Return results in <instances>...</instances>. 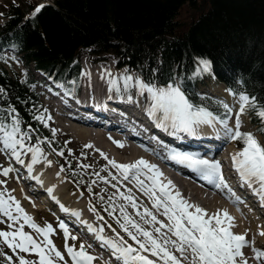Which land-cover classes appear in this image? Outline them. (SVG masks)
<instances>
[{
	"label": "snow or ice",
	"instance_id": "6c2138e0",
	"mask_svg": "<svg viewBox=\"0 0 264 264\" xmlns=\"http://www.w3.org/2000/svg\"><path fill=\"white\" fill-rule=\"evenodd\" d=\"M44 7L43 4L38 5L30 18H34ZM4 59L0 56V60ZM195 65L194 74L197 78L212 71L210 60L197 58ZM105 75L109 78L108 91L110 93L122 95L124 92L131 93L134 90L137 95L145 97L149 105L146 115L154 121L155 127L163 129L170 136L178 137L184 134L188 137H197L200 134L199 129L206 126L217 129L216 138L222 136L226 141L241 142L242 150L231 156L232 167L238 173L241 186L251 189L252 194L258 197L260 206L264 207V145L252 132L241 130L242 116L252 111L262 125L258 131L264 133V105L258 104L256 97H250L242 91L233 92L232 89H228L227 91L236 98L238 111L234 112L232 106L218 100L217 104L223 110V114H220L209 110L206 106L195 104L183 86V77L170 79L166 86H157L152 81L125 74L119 78L123 81L121 88L117 78H113L107 70L101 78L103 79ZM57 87L63 88L64 85L57 84ZM5 95V88L0 87V97ZM127 99L131 102L133 96L129 94ZM0 111L4 113L0 116V152L7 153L20 165H25L22 157L28 156L30 159V163L27 164L29 173L32 172L33 166L41 161L50 166L52 161L46 158L40 145L47 144L51 148L53 140L47 137L41 139L37 136L35 144L29 143L37 130L31 125L27 128L22 127L23 122L13 105L7 104ZM233 117L234 123H230ZM32 118L45 128L49 127L48 121L52 119L47 109L39 114H33ZM50 131L54 138L57 130L50 129ZM114 143L118 147H123V144L118 141ZM84 147L92 148L93 146L86 144ZM52 151L56 152V149ZM56 154L64 156V151L60 150ZM71 154L69 149V155ZM81 155L83 156L84 153L82 152ZM100 155L118 173L114 175L109 172L111 181H116L111 184L116 191L108 197V206L104 210L109 216H113L119 228L133 243H129L115 229H112L115 238H105L103 226L97 229L87 224L86 221H80L81 213L78 210H70L60 204L55 196L51 198L59 205L62 212L85 224L87 231L93 233L96 239L109 249L111 257L117 264H185V262L186 264H248V259L242 251L246 247L252 248L253 259L257 264H264V249L253 247L255 241L247 239V232L234 233L232 230L235 227L234 217L227 210L222 212L217 210L209 214L204 208L189 203L179 191H173L174 186L170 180L166 183L162 182L163 174L156 165L143 158L131 164H119L109 159L103 152H100ZM168 158L207 177L209 183L230 195L234 205L242 203L225 180L219 160L204 158L200 153L179 150H170ZM89 167L90 165L87 164H78V168L87 169ZM69 168H71L70 163ZM16 171L13 167L0 166V176L3 177H8L10 173ZM64 171L65 168L62 165L56 173L57 177ZM102 171H107V167ZM72 174L79 175L76 171ZM95 175L105 183L111 182L99 173ZM31 179L39 181L40 178L32 176ZM125 181L133 183V186L151 201L152 209L165 217L168 223L158 220L154 211L147 207L139 211L132 189H128L125 193L117 187L118 184L123 186ZM82 183H84L83 180L78 182V184ZM95 183L96 181L93 180L92 184ZM5 184L6 181L0 179V186ZM87 190L89 193L92 192L91 184L88 185ZM12 191L14 190L0 187V224H6L8 229L0 230V264H69L64 253L70 258V264H93L98 260V257L86 250L85 244L81 243L77 247L75 244L68 243L69 240L75 241L78 237L71 234L64 220L58 218L55 228L51 223H46L44 226L37 224L21 206L20 201L12 195ZM47 191L51 194L54 189L49 188ZM99 199L103 201L104 198L100 196ZM115 199L125 203L117 205ZM127 206L137 209L135 216L139 217L144 225H150L151 230L142 226L130 215ZM88 210L96 215L97 220H104L91 202H89ZM117 210L120 213L118 217L114 216ZM107 226L111 228L110 224ZM26 227L32 232L25 231ZM58 233H62L64 253L57 248L51 238ZM259 235L264 236V230H261ZM87 247L90 248L91 245ZM5 248L12 254L9 255ZM25 254L34 255L35 259L27 258Z\"/></svg>",
	"mask_w": 264,
	"mask_h": 264
},
{
	"label": "trees",
	"instance_id": "16d2710c",
	"mask_svg": "<svg viewBox=\"0 0 264 264\" xmlns=\"http://www.w3.org/2000/svg\"><path fill=\"white\" fill-rule=\"evenodd\" d=\"M54 4L32 21L10 6L4 11L10 17L0 27V32H13L24 57L45 72L73 70L75 52L94 47L97 53L120 57L148 81L164 84L173 74L183 77L195 104L223 114L217 102L194 93L202 78L194 74L195 60L204 58L233 92L242 91L264 105V0H55ZM184 4L195 16L182 22L177 15ZM0 87L6 92L2 98L21 112L30 101L35 106V97L17 80L0 75ZM249 115L258 131L260 121L252 111ZM36 130L47 135L41 126Z\"/></svg>",
	"mask_w": 264,
	"mask_h": 264
},
{
	"label": "bare ground",
	"instance_id": "6f19581e",
	"mask_svg": "<svg viewBox=\"0 0 264 264\" xmlns=\"http://www.w3.org/2000/svg\"><path fill=\"white\" fill-rule=\"evenodd\" d=\"M106 67L108 68L109 66H106ZM216 92H217L216 94L219 95V98L221 101H224L228 103L230 106H232L234 109V112L238 111V103L236 101V98L233 97V95L227 93L226 91L222 93L223 91L221 90H216ZM124 109H127V108H124ZM116 111L118 112V109H116ZM106 114L108 115L106 119L108 122L111 123V125L106 126V128L108 129H104L103 131L87 129L88 127L81 128L78 125L70 122L71 120H75L74 118H71L68 115H61V116L64 119H68V129L74 139L78 141H82V143L84 144H91L93 147L95 146L96 149L99 150L98 152H103L109 159L115 160L119 164H131L137 161L138 159L143 158L147 160L149 163L156 165L157 168L160 170V172L163 174L161 178L162 182L166 183L167 181L170 180L172 182V185L174 186L173 191H179L182 197L188 200L189 203L193 204V201L197 200L198 204H194V205L204 208L209 214L215 213L217 212V210H221V212L223 210H227L228 213L232 217H234L235 227L232 229L234 233L244 234L245 232H247V239L249 241H253V240L255 241L253 247L257 249H264L263 248L264 247V236L259 235V232L262 229H264L263 228L264 226L262 225V229L261 227H258L259 224L255 220L253 214L251 216L249 214L246 215L248 217V221L250 222H247V220H244L243 219L244 217H242L243 213H247L248 209H245L246 211L239 213V208L234 207V204L227 198L225 194H220L219 192L215 190L214 192L210 191L211 190L210 183H197L195 179H192L194 181H191L187 177L180 176L178 172H173L171 169H166L165 166L167 165L171 167L170 162L167 160V155L163 154L164 157L160 158L156 153L152 152L149 149L150 144H148L145 141L144 142L141 141L142 142L141 144L137 143L138 145L128 142L125 138L121 137L119 134L121 133L120 131L123 125L119 121V112H118V117L113 116L112 114H110L109 111H107ZM245 119L246 118L242 116V129H244ZM77 121L78 123L82 125L86 124L85 119L77 120ZM126 122H128L127 119H126ZM230 123H234V117H233V121ZM199 131H203L206 133H214V134L217 133V129L209 128L206 126L200 128ZM124 134L126 133L124 132ZM128 134L133 139L134 136L131 133H128ZM142 139L146 140L147 138L145 137ZM114 141L120 142L121 144H123V147H118L117 144L114 143ZM221 141H222L221 142L222 144L223 138ZM228 141H229L228 142L229 146L223 149V151L219 150L218 153H214L212 159L214 158L216 160L217 157H219L218 160L221 163L224 162V163L232 164L231 156L242 149L237 148L236 143L234 141H230V140ZM185 146H188V145L186 144ZM216 154L218 155L215 156ZM113 170H114L113 172L116 173V175H118L117 170L116 169H113ZM181 174L184 175L185 173L181 171ZM30 175L33 176L34 173L31 172L29 174H26V176H30ZM37 176L40 179L39 181H37L38 184H35V185H39L41 188H44V189L53 188L54 191L51 193V195H54L61 188L60 183H62L64 186L63 178H61V176L57 177L55 168L52 170V173L40 172ZM118 186L122 187L126 191H128V189H132V193L136 195L135 197L138 203L142 204V207H147L150 210H153L154 213L158 217H162L163 219L162 221L164 223H168L165 217H163L159 213H156L155 210L152 209L151 201H149L147 197H145L142 193H140L133 186V183H129L125 181L123 182V186L119 184ZM34 188L36 189V187ZM16 192L18 193L16 198L20 201L21 205L25 207V203L27 201L26 199L27 193L22 192L23 193L22 194L19 191H16ZM46 194H48L47 190L45 194H42V198H41L42 200L46 198ZM64 198H67V199H64ZM81 199L82 197H76V196H73V197L67 196V197L58 198L59 202L62 203L65 207L69 209L77 208L76 210H78L81 213V216L79 218L80 221H86V218L81 211V207L83 208L85 206L83 203H85L86 201L84 199L83 200ZM224 203L229 207L228 208L224 207L223 206ZM141 204H140V207H141ZM49 214H51V212H49ZM30 215L35 216L36 214L33 213L32 211ZM51 215L55 216V214L53 213ZM64 215L67 216V214H64ZM249 223L251 225H249ZM104 233L103 235L106 236ZM92 234L93 233H90L89 235L93 236ZM242 251H243L244 256L248 259V264H257V262L253 259L254 253L251 247H246ZM97 263L101 264L99 260H97L96 264Z\"/></svg>",
	"mask_w": 264,
	"mask_h": 264
},
{
	"label": "rangeland",
	"instance_id": "374dc122",
	"mask_svg": "<svg viewBox=\"0 0 264 264\" xmlns=\"http://www.w3.org/2000/svg\"><path fill=\"white\" fill-rule=\"evenodd\" d=\"M13 1H20V0H0V5L1 4H3V5H8L10 2H13ZM33 1V0H32ZM36 2H43V1H46V2H48V1H51V0H35ZM23 3H25V4H27L26 2H24V1H22ZM3 8V7H2ZM188 16H189V13H188V11L186 10V8L185 7H181L180 8V10H179V13H178V15H177V18H180L181 20H187L188 19ZM191 16L193 17V16H195V13H191ZM3 20H4V18L3 17H1L0 16V24H2V22H3ZM79 63H80V65H82L83 66V69L85 70V65H87V66H89V68H91L92 69V71L95 69V68H100L101 67V65L103 66V65H106V66H109L108 68L109 69H111L112 70V67H115L116 68V66L118 65L117 64V62H116V60L112 57V55H110L109 53H102L101 55H98V53L97 54H94L91 50H84V51H82L81 53H80V58H79ZM105 70H107V69H105ZM105 70H102V71H100L99 72V77H100V79L101 80H89L88 82L90 83V86L91 87H86V85H87V82L85 81L86 80V73L85 72H83V74H82V76H83V78H82V80H81V83H80V95H83L84 96V93L85 94H89L90 92H91V96L93 95V97H95L96 95H99V96H101V95H103L104 93H106V91H108V88L107 89H104V85H103V83L104 82H106V81H108L107 79H108V77L105 75L104 76V78L102 79L101 77H102V74L105 72ZM86 71V70H85ZM126 71V72H125ZM20 72V71H19ZM107 72H109V70H107ZM128 71L126 70V68H119V69H115L114 71H113V73L111 74L112 75V77L113 78H117V80H118V85L120 86V87H123V81L121 80V79H119L120 77H122L123 75H125V74H129V73H127ZM21 73V72H20ZM121 73V75H119ZM92 74H94V77H95V74L96 73H92ZM91 74V75H92ZM89 76V75H88ZM83 80H84V82H83ZM94 82V83H93ZM91 83H93V84H91ZM95 84H98V86H99V84H101L99 87L98 86H96ZM207 84L208 85H210V87L211 88H213L214 87V85H216L217 86V88L219 87L218 85H217V82H216V80L214 79V78H212V77H210L209 79H208V81H207ZM92 89H93V92L94 93H92ZM222 93H224V92H222ZM112 94H114V95H116V96H119L118 94H115L114 92L112 93ZM123 95V94H122ZM51 109H54V108H51ZM246 116V117H245ZM243 117H245L246 118V120H245V122H244V130L243 129H241L243 132H250V131H252L253 130V128H252V126L250 125V123L248 122V117H247V114H245V115H243ZM58 121H59V118H58ZM64 121H66V122H68V119H64V118H62V122H60L59 124H57V125H55L56 126V128L58 127L59 129H60V131L58 132V130H57V133H59V135L61 134V131H62V135H60V138L62 139V140H64L65 139V137H67V138H71L72 139V137H71V134H70V132H69V129L67 128L66 129V127L68 126V125H66L65 124V122ZM70 122H77L78 123V121L77 120H71ZM62 124H63V130H62ZM56 128H54V129H56ZM64 135V136H63ZM257 138H258V140H259V142H260V137L258 136V135H255ZM229 142V141H228ZM228 142H227V144H226V147L225 148H227L228 146H229V144H228ZM235 143H236V141H234ZM234 143V144H235ZM84 145H86V144H84V143H82V141H78V140H76V139H72V144H70V148L72 149V154H71V159L74 161V164H76L77 166H78V164H87V165H90V167L89 168H87V169H82L83 170V172H82V174H90V173H92V175H93V173L95 174V173H99L100 174V176H103V177H107L110 181H111V177H109V172H111L112 174H114V175H116V173H114L113 171V169L114 168H112L110 165H108V161L107 160H105L101 155H100V152H98L97 151V149H96V147L94 146V147H92V148H85L84 147ZM223 151V150H222ZM84 153V155L82 156L81 155V153ZM7 153H3V152H0V164H3V163H5L6 162V164L7 163H9V160H8V158H5V157H3V156H5ZM26 158L28 159V160H30L29 159V157L28 156H26ZM43 161H41V164H36V165H34L33 166V168L35 169V170H41V167H43L44 169H47V170H49V171H51L52 169H54L55 167L53 166V168L51 169V165L49 166V165H47V164H45L44 163V166H43ZM9 167H13L14 169H16L17 171L16 172H13L12 173V176H13V182L16 184V186H18V185H23V186H26V185H28V183L27 182H23L22 180H20V178H21V173L23 172V170L22 169H20L19 167H20V165H16L15 167L12 165V164H9L8 165ZM58 167V166H57ZM105 167H107V171H102V169H104ZM43 169V170H44ZM47 170H45V171H42L43 173H46V172H49V171H47ZM25 174H28V173H25ZM11 176V177H12ZM30 176H32V175H30ZM96 176V175H95ZM10 178V176H8V177H3V176H0V179H2V180H5L6 181V184L5 185H3V186H0V187H6L7 189H9V190H11V188H10V186H9V179ZM87 180V179H86ZM93 180H95L96 181V183L95 184H92L93 186H94V188H93V190H95V192L93 193V194H88V193H85V192H83L84 193V197L87 199V201L88 202H91V204L96 208V210H97V212L101 215V216H103L104 217V220H97L96 219V215L95 214H91L90 212H88V211H85V213H86V215H87V217L88 218H90L91 220H93V224L96 226V227H99L100 226V223L102 224V226L104 227V232H106V230H108V232L110 233V231L114 234V232L110 229V228H108V226L107 225H112V226H114V225H118L117 223H116V221H115V219L113 218V216H109L108 215V213L104 210L107 206H108V197L109 196H111L112 194H113V192H115L116 190L114 189V188H112L111 187V184H113V183H116V181H111L110 183H105L104 181H102V180H99L97 177L96 178H94ZM92 180V181H93ZM91 181V182H92ZM20 187V186H19ZM117 187H119L120 188V190L121 191H124L125 193H127V191L125 190V189H123L122 187H120V186H118L117 185ZM73 188L75 189V187L73 186ZM70 189H72V188H70ZM76 192V190L74 191V193ZM22 193V192H21ZM70 193V191L67 193V194H69ZM73 193V192H72ZM23 194V193H22ZM134 196H136L134 193H132ZM12 195H16V197H17V195H18V193L16 192V194L12 191ZM92 195V196H91ZM100 196H102L104 199H103V201H101L100 199H99V197ZM34 198V197H33ZM81 200H83V198L81 199ZM194 202L196 203V204H198V201L196 200H194ZM115 203L117 204V205H119V204H121V203H125V202H123V201H120L119 199H115ZM137 203H138V201H137ZM28 204V200L26 201V203H25V206ZM140 204L141 203H138V206H139V211H143V208H145V207H142V204H141V207H140ZM223 206L224 207H226V208H228L229 206H227L225 203L223 204ZM127 211L129 212V214L130 215H132L138 222H140L141 224H142V226H144L145 228H147L148 230H151V226L150 225H144L143 224V221H141L140 220V218L139 217H136L135 216V212L136 211H134L133 212V210L130 208V206H127ZM83 213V212H82ZM120 215V213H119V211L117 210V212H115L114 213V216H116V217H118ZM38 217L40 218V223L44 226L46 223H51L52 225H53V227L54 226H57V221H56V219H53V218H47V216L46 215H44V213H39V215H38ZM68 217V216H67ZM157 218H158V220H163L162 219V217H158L157 216ZM105 222H107V223H105ZM163 222V221H162ZM2 228H4L3 226H1L0 225V230H2ZM116 230V229H115ZM103 232V233H104ZM109 233H104L106 236L107 235H109L110 236V234ZM105 236V238H107ZM113 236V235H112ZM115 237V236H114ZM125 237V239H127L128 241H131L130 239H128V237L127 236H124ZM52 239H53V242L56 244V241L58 242V240H60L61 241V243H63V239H62V235H61V233H58L57 235H55V236H53V237H51ZM69 244H75V245H78V242H77V240H75V241H72V240H69ZM61 244H59L58 246H60ZM5 251L6 252H8V254L9 255H11L12 253H11V251L10 250H8V249H6L5 248ZM26 256H27V258H29V259H34V255H32V256H28L27 254H25ZM177 255L179 256V254L177 253ZM185 264H186V262H185Z\"/></svg>",
	"mask_w": 264,
	"mask_h": 264
}]
</instances>
